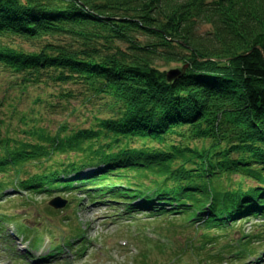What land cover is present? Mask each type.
Returning <instances> with one entry per match:
<instances>
[{
	"label": "trees",
	"instance_id": "1",
	"mask_svg": "<svg viewBox=\"0 0 264 264\" xmlns=\"http://www.w3.org/2000/svg\"><path fill=\"white\" fill-rule=\"evenodd\" d=\"M2 36L71 39L29 53L0 46V64L24 74L23 88L71 82L91 91L86 100L119 105L85 128L0 136V226L15 220L1 212L10 192L49 191L170 215L208 243L215 228L251 217L264 225V0H0ZM156 58L181 64L180 74L168 80ZM172 134L179 140L166 144ZM206 138L200 149L184 143ZM70 153L83 163H43Z\"/></svg>",
	"mask_w": 264,
	"mask_h": 264
},
{
	"label": "rangeland",
	"instance_id": "2",
	"mask_svg": "<svg viewBox=\"0 0 264 264\" xmlns=\"http://www.w3.org/2000/svg\"><path fill=\"white\" fill-rule=\"evenodd\" d=\"M197 28L202 34L210 30V25L199 24ZM138 36L139 39H145L142 35ZM70 42L71 39L65 36L44 37L37 40L16 36L0 37V46H8L27 53L42 51L49 43L63 45ZM113 45L121 50L126 47L125 43L117 40ZM153 64L165 72L181 66L179 63L166 62L159 58L154 59ZM48 74L55 76L54 72ZM23 75L19 72H10L0 64V136L10 135L22 140L27 130L42 131L52 136L62 130L61 126L70 129L85 128L94 122L95 117L108 118L116 115L119 104H116L110 96L97 95L91 100H86L85 95H89L91 91L84 94L83 85L71 82L61 84L50 79L46 80L47 85L29 83L23 88V84L20 83ZM40 77L42 80L46 79L45 74H41ZM63 91H70L73 95L67 100H61L59 93ZM178 140L179 137L172 134L165 142L175 143ZM209 141L210 139L206 138L184 143L200 149L206 147ZM136 145L139 146V142H136ZM150 145L160 147L155 142ZM58 159L65 163L75 162L77 165L83 163L81 157L73 153L61 154L59 158L43 163L52 164ZM97 169L98 167L95 166L85 167L86 172ZM234 177V174L229 176V178ZM254 184L253 181L246 180L243 186L247 188ZM30 194L27 196L28 203L23 193L14 194V198H10L11 200L7 202H4L7 199L5 198L1 210L5 214L19 217L20 222L27 225L28 230L31 229L29 235L36 234L35 246L30 244V249L34 259H42L36 260L37 263L167 264L175 259V262L169 264H264V232H262L264 229L257 224L260 218L251 217L228 228L212 229L207 233V237L216 238L211 240V245L206 244L201 248L199 241L205 242L208 239L202 234L200 227L184 229L179 221L171 222L174 219L169 216L149 215L140 211L131 214L133 218L124 215L114 220L113 215H120L122 208L115 207L113 210L107 205L108 202L89 203L84 193L55 191ZM54 196L63 197L68 201L73 198L76 200L70 201L63 209L54 210L48 205V201ZM13 224L17 232L22 234L17 228V223L13 222ZM0 232V264H27L16 257L19 256V251L16 250L12 240L7 243L6 249L5 241L9 238L8 234L4 229ZM28 234L23 232L22 235L27 238ZM246 235L256 238H246L244 237ZM189 239H192L194 244L193 250L187 245ZM246 239L252 241V245L248 246L253 251L252 254L245 256L243 253V257L239 258L237 251L231 253ZM125 240L127 244L122 245V241ZM90 241H94L98 246L91 245ZM62 250H67L65 259H60L57 254Z\"/></svg>",
	"mask_w": 264,
	"mask_h": 264
},
{
	"label": "water",
	"instance_id": "3",
	"mask_svg": "<svg viewBox=\"0 0 264 264\" xmlns=\"http://www.w3.org/2000/svg\"><path fill=\"white\" fill-rule=\"evenodd\" d=\"M256 49L260 50V52L263 55L262 48L260 46H256ZM180 74L179 68H172L168 71H166V77L168 80H172L176 78ZM49 205L53 206L54 208H61L65 205V201L60 198H54L49 202Z\"/></svg>",
	"mask_w": 264,
	"mask_h": 264
}]
</instances>
